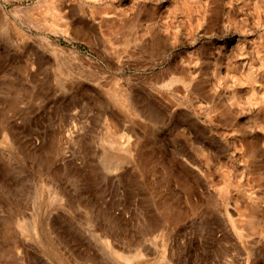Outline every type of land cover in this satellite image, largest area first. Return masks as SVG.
Instances as JSON below:
<instances>
[{"label": "rangeland", "instance_id": "1", "mask_svg": "<svg viewBox=\"0 0 264 264\" xmlns=\"http://www.w3.org/2000/svg\"><path fill=\"white\" fill-rule=\"evenodd\" d=\"M0 264H264V0H0Z\"/></svg>", "mask_w": 264, "mask_h": 264}, {"label": "bare ground", "instance_id": "2", "mask_svg": "<svg viewBox=\"0 0 264 264\" xmlns=\"http://www.w3.org/2000/svg\"><path fill=\"white\" fill-rule=\"evenodd\" d=\"M56 53H57V52H56ZM56 53H55V54H56ZM120 257H121V256H120Z\"/></svg>", "mask_w": 264, "mask_h": 264}]
</instances>
